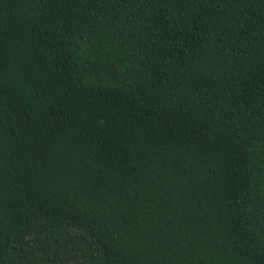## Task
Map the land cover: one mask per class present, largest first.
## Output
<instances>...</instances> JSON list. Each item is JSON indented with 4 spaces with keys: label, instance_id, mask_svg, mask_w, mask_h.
<instances>
[{
    "label": "trees",
    "instance_id": "16d2710c",
    "mask_svg": "<svg viewBox=\"0 0 264 264\" xmlns=\"http://www.w3.org/2000/svg\"><path fill=\"white\" fill-rule=\"evenodd\" d=\"M0 264H264V0H0Z\"/></svg>",
    "mask_w": 264,
    "mask_h": 264
}]
</instances>
